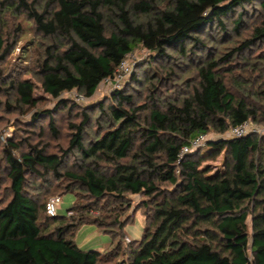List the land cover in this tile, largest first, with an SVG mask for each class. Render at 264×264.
I'll use <instances>...</instances> for the list:
<instances>
[{
	"label": "trees",
	"instance_id": "16d2710c",
	"mask_svg": "<svg viewBox=\"0 0 264 264\" xmlns=\"http://www.w3.org/2000/svg\"><path fill=\"white\" fill-rule=\"evenodd\" d=\"M158 2L47 0L39 12L28 0H18L17 8L50 41L39 71L41 86L55 104L35 111L31 122L46 119L54 137L59 135L55 114L75 107L62 94L92 97L137 45L152 53L142 67L146 77L160 81L153 64L172 60L173 49L194 64L198 80L174 101L154 103L144 124L139 112L146 106L135 105L133 95L121 88L112 91L107 106L97 104L107 126L87 142L88 115L83 112L79 123L70 124L75 131L64 156L75 149L81 165L80 173L65 175L71 181L62 193L76 196L69 215H48L46 201L40 203L26 189L28 177L60 180L62 157L48 153L47 145L31 144L15 157L18 145L7 143L10 197L0 201V264H98L118 256L114 264H264V149L253 134L224 135L231 126L264 120V110L229 91L219 72L234 52L264 42V0H171L163 7ZM253 4H258L259 19L250 37L215 57L207 43L216 26L224 32V19L240 9L233 21L237 30L247 14L245 5ZM106 9L116 16L109 33ZM197 52L203 55L196 57ZM3 54L0 37V63ZM259 61L264 62V54ZM131 79L138 80L135 73ZM10 86L21 105L35 106L29 80ZM39 128L42 132L43 125ZM209 131L218 137L207 138ZM200 135L205 136V153L201 148L182 154V147ZM221 153L222 170L203 165ZM128 194L144 196L146 224L141 237L124 246V227L134 215L121 219L130 206ZM84 223L110 233L109 246L103 251L80 248L73 236Z\"/></svg>",
	"mask_w": 264,
	"mask_h": 264
},
{
	"label": "rangeland",
	"instance_id": "374dc122",
	"mask_svg": "<svg viewBox=\"0 0 264 264\" xmlns=\"http://www.w3.org/2000/svg\"><path fill=\"white\" fill-rule=\"evenodd\" d=\"M47 0H28L33 3V7L41 12ZM137 1V0H133ZM158 6L163 7L171 0H158ZM2 3V4H1ZM18 0H0V37L3 39V61L0 63V201L10 197L8 169L6 167L4 149L7 143H16L18 150H13V155L19 157L22 152L28 150V145H47L48 153H54L62 157V165L59 169L62 178L56 180L54 176L48 175L45 179L27 178V191L39 200L40 203L46 201L53 194H61L63 187L71 180H67L65 175L69 173H80L81 159L79 153L72 149L64 156V152L69 149L70 139L74 134L72 123H79L83 118V112L88 115L85 132V142L91 139L101 128L107 126L105 119L96 108L100 101L108 100L114 89H123L133 95L135 105H145L139 113L142 124L147 117L154 103L163 106L168 101H174L178 97L187 94L191 87L197 83L198 76L195 66L190 61L179 56L176 51L169 50L172 60L167 62L154 63L160 80L145 76L142 67L152 58V53L148 52L141 45H137L134 50L127 55L130 71L119 78L102 81L94 95L90 98L84 97L76 100L77 92H65L63 97L75 102V107L71 111L61 110L55 114V123L59 130L58 137H54L46 125L47 120L42 118L39 121L31 122L32 114L44 108H51L55 104L42 88L40 80V63L45 57V48L50 41L36 30L34 21L21 8H17ZM51 8V6H50ZM247 14L242 18L241 26L235 30L233 21L240 9H237L229 17L224 19L226 29L224 32L216 26L212 34L213 40L207 43L210 53L215 57L229 51L230 48L238 46L245 38L250 37L251 29L255 21L259 19L258 4L245 5ZM105 25L107 32L114 28L113 23L116 16L113 11L105 10ZM190 45H188L189 47ZM264 54V42L255 41L248 49L234 52L228 60L222 63L219 72L223 75L225 84L229 91L238 97H247V101L255 103L264 110V62L259 61L260 54ZM196 57L203 55L196 53ZM141 64V65H140ZM140 65V66H139ZM139 66V67H138ZM230 69V70H227ZM150 72V71H148ZM136 74L137 81H132V74ZM168 73H170L168 75ZM22 79L29 80L33 86V95L36 98L34 107H26L17 101L16 90L11 88L12 81ZM250 121V128L254 129L250 133L260 139L262 149H264V120ZM43 125V131H40ZM227 133V131H226ZM225 133V134H226ZM224 134V135H225ZM219 134L214 131L207 133V138H216ZM202 148L205 153L206 147L201 143L190 151H198ZM225 158L221 153L216 159H208L203 165L211 167L212 172L222 170ZM102 165L101 167H103ZM64 175V176H63ZM77 188V182L74 183ZM163 186V185H162ZM83 198H87L84 190H80ZM57 215H65L67 209L75 202L76 196L72 191L62 193ZM144 196L140 194H128L129 208H126L121 216L124 219L127 215L134 214L132 221L125 227L123 232V244L139 239L146 224L141 207ZM250 216L247 217L248 230ZM75 243L83 250L103 251L112 241L110 233L103 232L93 223H84L78 226L74 232ZM122 256L115 257L110 261L102 260L98 264H114Z\"/></svg>",
	"mask_w": 264,
	"mask_h": 264
},
{
	"label": "built area",
	"instance_id": "2783aa9c",
	"mask_svg": "<svg viewBox=\"0 0 264 264\" xmlns=\"http://www.w3.org/2000/svg\"><path fill=\"white\" fill-rule=\"evenodd\" d=\"M127 55L125 56V58H123L118 67H117V72L116 75L114 77L115 78H119L122 75H124L125 73H128L130 71V66L127 60ZM105 80H109V79H105ZM83 96L78 94L77 97L75 98L76 100L82 99ZM254 131V129L250 128V121H245L241 124L238 125H234L231 126L227 133L225 134V136L228 137H236V136H242V135H246V134H251L250 132ZM204 139L205 136L204 135H200L197 138H195L190 145H185L182 147L181 153L184 154L188 151H190L192 148H195L197 145H200L201 143H204ZM61 201V196L58 194L55 195H51L45 203V211L48 215L53 216V215H57V211H58V207H59V203ZM71 211H67V215L71 214Z\"/></svg>",
	"mask_w": 264,
	"mask_h": 264
}]
</instances>
